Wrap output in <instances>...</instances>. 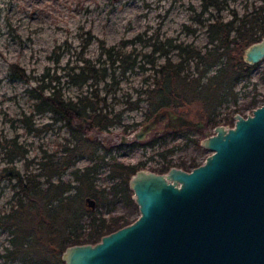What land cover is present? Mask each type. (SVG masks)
I'll return each instance as SVG.
<instances>
[{
  "label": "trees",
  "instance_id": "16d2710c",
  "mask_svg": "<svg viewBox=\"0 0 264 264\" xmlns=\"http://www.w3.org/2000/svg\"><path fill=\"white\" fill-rule=\"evenodd\" d=\"M226 1L201 0V9L192 20L205 30L206 43L202 47L171 38L160 39L158 34L146 38L145 32L113 46L100 41L95 60L80 58V65L63 69L66 84L77 89L89 85V92L74 100L65 97L59 78L50 76L48 69L37 79L36 86L25 90L31 103L30 112L29 115L21 113L17 121L25 131L38 135L61 123L72 140L60 145L61 155L43 151L39 158L29 160L26 147L17 135L7 137L0 133V160L3 162L2 166L0 161V183L6 181L12 188L9 208L0 212V230L10 236L9 246L0 253V264H63L61 255L65 248L95 244L101 237L136 220L133 217L138 214V208L128 187V177L135 173L137 166L117 162L110 156L109 149L89 137L92 133L108 132L121 115H112L106 95L99 94L98 85H102V89L112 88L117 78L135 69L150 72L137 90L136 99L130 102L126 96L128 110H137L141 102L147 103L144 123L161 111L182 114L183 110L195 106L206 128L232 125L230 113L225 112L221 117L220 110L230 102L236 103V86L254 68L245 70L243 52L264 37V0L242 14L232 11L230 18L223 20L220 13ZM204 15L207 18H203ZM188 29L184 27V31L194 32ZM86 35L82 49L95 39L90 33ZM136 44L140 45V50ZM146 48L148 51L144 52ZM171 52L176 57L174 61L169 56ZM159 59H163V63H159ZM249 103L243 106L251 110L258 106L254 100ZM45 114L52 122L40 129L35 127L34 117ZM84 119L87 121L85 129L77 128V122L82 123ZM168 132L171 130H165L161 135L165 136L156 142L163 145L167 137H175L176 132ZM153 140L147 143L149 147L155 145V141L151 143ZM100 149H103L102 154H99ZM167 153L173 150L160 154L164 160L161 174L168 170L171 162L166 160ZM79 156H86L91 165L81 171L72 170L70 183L63 182L62 176L74 167ZM16 161L23 162V173L15 168ZM33 164L37 165L39 173L31 170ZM192 166L199 165L195 161L189 165L185 161L179 164L187 172ZM102 167L110 170L107 177L113 182L107 190L95 183L96 172ZM107 198L112 207L120 203L125 212L116 216L106 210L107 218L104 211L97 212ZM86 199L94 202L93 209L87 207Z\"/></svg>",
  "mask_w": 264,
  "mask_h": 264
},
{
  "label": "rangeland",
  "instance_id": "374dc122",
  "mask_svg": "<svg viewBox=\"0 0 264 264\" xmlns=\"http://www.w3.org/2000/svg\"><path fill=\"white\" fill-rule=\"evenodd\" d=\"M225 4L226 7L220 14L223 20H228L232 11L238 15L242 14L245 9L250 10L259 5V0H227ZM200 6L201 0H0V133L7 137L17 135L19 142L26 147V157L29 160L39 158L43 151L46 154L61 155L60 145L64 144L65 140H72L67 128L61 123L54 124L46 132L36 135L26 132L22 124L17 122L21 113L29 115L30 112L31 103L25 90L36 86L37 79L48 69L50 76L59 78V87L65 97L74 100L77 96L89 92V85L77 89L66 84L65 78L62 77L63 69L80 65V58L95 60L99 54L100 41L106 46H113L122 41L129 42L145 32L146 38L158 34L160 39L171 38L202 47L206 43L205 30L199 28L192 20L199 13ZM203 18H207V15ZM184 27L194 32H186ZM87 33L95 39L86 49H82ZM136 47L137 50L141 49L139 44H136ZM169 56L171 60H176L174 53L171 52ZM163 61L158 60L159 63ZM149 75L150 72L135 69L123 78H117V84L112 88L102 89V85H98L99 94L106 95L108 109L112 115H121L119 122L110 126L108 132L92 133L89 137L109 149L110 156L117 162L137 166L135 172L144 170L161 174L159 171L164 160L160 154L169 150H173V153L166 154V160L171 161L168 170L172 167L180 168L182 161L188 165L192 161L198 165L202 164L211 152L198 146L197 142L200 143L206 134L213 135L212 128L177 127L168 132H176L175 137H167L161 145L156 139L165 136H161L165 131L163 125L166 122V117H163L142 140L134 138V134L144 124L147 103L141 102L139 109L131 111L127 109L129 106L126 96H129L130 102L134 101L143 79ZM235 90L238 92L236 103L230 102L227 108L220 110L221 117L225 112L230 113L232 125H222L230 128L234 125L233 117L237 110V114L244 117L253 110L243 106L247 102L254 100L257 107L264 104V60L254 66ZM181 113L178 115L194 123H203L198 118L199 109L195 106L188 107ZM33 122L35 127L40 129L42 125L52 121L49 115L45 114L35 116ZM83 126L85 129V125ZM151 140V143L156 142L153 147L147 145ZM102 153L103 149H100L99 154ZM1 165L3 166V162ZM90 165L86 156H79L74 167L62 176V181L70 183L72 170L81 171ZM14 166L20 173L24 172L22 161H16ZM30 168L34 173L40 172L35 164ZM192 169L193 166L190 171ZM168 170L162 174H166ZM109 172L107 167L99 168L96 172L95 183L99 188L107 190L113 184L107 177ZM133 175L128 177V183ZM11 195L10 184L2 181L0 212L9 208ZM104 202L103 206L97 208V212L104 211L106 218V210L116 216L125 212L120 203L112 207L109 198ZM9 238V234L0 230L1 254L4 248L9 246Z\"/></svg>",
  "mask_w": 264,
  "mask_h": 264
},
{
  "label": "water",
  "instance_id": "95a60500",
  "mask_svg": "<svg viewBox=\"0 0 264 264\" xmlns=\"http://www.w3.org/2000/svg\"><path fill=\"white\" fill-rule=\"evenodd\" d=\"M264 60V37L243 52L245 70ZM167 115L177 127L200 129L172 111H161L134 137L142 140ZM234 125L216 126L200 142L211 152L187 172L139 170L128 187L138 208L132 223L95 244L73 245L64 264H264V104ZM87 121L76 124L84 128ZM88 208L95 204L86 199Z\"/></svg>",
  "mask_w": 264,
  "mask_h": 264
},
{
  "label": "flooded vegetation",
  "instance_id": "af4514ba",
  "mask_svg": "<svg viewBox=\"0 0 264 264\" xmlns=\"http://www.w3.org/2000/svg\"><path fill=\"white\" fill-rule=\"evenodd\" d=\"M174 114H175V113H174ZM176 115H178V114H176ZM163 117H166V122H165L164 125H163L164 130L169 129V128H176L175 125H174L175 122H174L173 120L169 119L167 115H164ZM163 117H161V118L159 119V122L161 121V119H162ZM153 118H154V117H153ZM153 118H152V119H153ZM159 122H158L157 124H159ZM155 127H156V126H155ZM203 127H204V125H203ZM203 127L200 128V129H203ZM214 128H215V127H214ZM214 128H213V129H214Z\"/></svg>",
  "mask_w": 264,
  "mask_h": 264
}]
</instances>
